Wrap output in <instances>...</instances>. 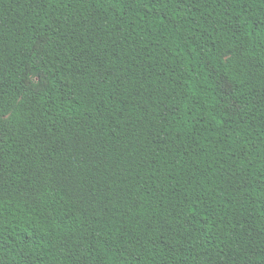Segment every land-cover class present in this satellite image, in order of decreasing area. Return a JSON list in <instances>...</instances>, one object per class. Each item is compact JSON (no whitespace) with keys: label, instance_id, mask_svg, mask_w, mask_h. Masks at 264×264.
<instances>
[{"label":"trees","instance_id":"1","mask_svg":"<svg viewBox=\"0 0 264 264\" xmlns=\"http://www.w3.org/2000/svg\"><path fill=\"white\" fill-rule=\"evenodd\" d=\"M0 264H264V0H0Z\"/></svg>","mask_w":264,"mask_h":264}]
</instances>
